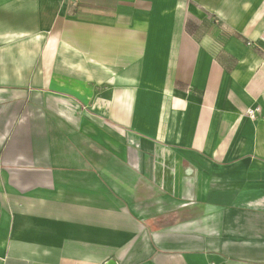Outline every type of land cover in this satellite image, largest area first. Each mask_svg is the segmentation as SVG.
<instances>
[{"label": "crops", "instance_id": "0c3cea01", "mask_svg": "<svg viewBox=\"0 0 264 264\" xmlns=\"http://www.w3.org/2000/svg\"><path fill=\"white\" fill-rule=\"evenodd\" d=\"M0 264H264V0H0Z\"/></svg>", "mask_w": 264, "mask_h": 264}, {"label": "built area", "instance_id": "2783aa9c", "mask_svg": "<svg viewBox=\"0 0 264 264\" xmlns=\"http://www.w3.org/2000/svg\"><path fill=\"white\" fill-rule=\"evenodd\" d=\"M73 4H77L79 2V0H72ZM259 109H247L245 112V115L251 119H255L256 115L259 113Z\"/></svg>", "mask_w": 264, "mask_h": 264}]
</instances>
